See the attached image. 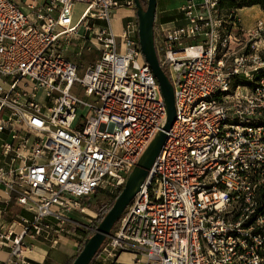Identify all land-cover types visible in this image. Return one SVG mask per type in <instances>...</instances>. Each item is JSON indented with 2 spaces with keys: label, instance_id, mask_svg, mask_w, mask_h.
<instances>
[{
  "label": "built area",
  "instance_id": "obj_1",
  "mask_svg": "<svg viewBox=\"0 0 264 264\" xmlns=\"http://www.w3.org/2000/svg\"><path fill=\"white\" fill-rule=\"evenodd\" d=\"M177 1L155 25L176 122L91 264H264V17L245 28L241 9ZM115 10L132 13L119 34ZM166 123L134 0H0V205L27 212L0 222V264L89 230L92 199L120 193Z\"/></svg>",
  "mask_w": 264,
  "mask_h": 264
},
{
  "label": "water",
  "instance_id": "obj_2",
  "mask_svg": "<svg viewBox=\"0 0 264 264\" xmlns=\"http://www.w3.org/2000/svg\"><path fill=\"white\" fill-rule=\"evenodd\" d=\"M136 15L139 23V40L142 53L157 79L167 110V123L148 147L136 167L129 175L121 194L116 199L114 206L99 224L95 233L88 238L83 250L73 264H91L105 240L110 236L112 229L121 218L122 214L140 191L149 170L152 168L167 135L176 122L174 87L159 63L155 47V22L158 0H148L147 9H144L140 0H134Z\"/></svg>",
  "mask_w": 264,
  "mask_h": 264
},
{
  "label": "rangeland",
  "instance_id": "obj_3",
  "mask_svg": "<svg viewBox=\"0 0 264 264\" xmlns=\"http://www.w3.org/2000/svg\"><path fill=\"white\" fill-rule=\"evenodd\" d=\"M200 1V0H199ZM181 6V2L177 1V0H161L160 3V11H174V10H178V8ZM86 6L83 4H79L76 6L75 11H74V22L75 23H79L83 12L85 11ZM129 10H115L113 12V16H112V24L114 27V31L116 34L121 33L122 31V25L124 23V19L129 15ZM240 17L241 20L243 22V25L245 28H250L251 26H253L255 24V22L260 19L261 17H263L262 15H260V9L258 6H254V7H249V8H244L241 10L240 12ZM137 18V15H136ZM138 19V18H137ZM81 54V57H75V59H73L74 61H76L77 63H79L81 66H83L84 68H87L89 66V64L93 63L96 60L97 53L94 50H85L84 55ZM88 100V99H86ZM124 188V187H123ZM113 197H110V195H105V194H100L97 197H95L94 199H92V206H91V212L95 215L97 214L94 210L93 207H98L100 205H107L110 203V201L112 200ZM79 219H83V217H78ZM96 219H93V222L90 224L89 226V230L87 231H94L93 228H91V226L93 225L94 221ZM86 231V230H85ZM73 240L75 242L76 247L79 246V242L80 240L76 237H73ZM60 247V246H59ZM75 247V246H74ZM65 249V246H61L60 248H58L57 250H53L51 253L53 256L59 255L61 254V252L63 253ZM71 253L68 254L64 259H62V261L60 262H55V263H50V264H68V261L77 253V249L74 251H72L70 249Z\"/></svg>",
  "mask_w": 264,
  "mask_h": 264
},
{
  "label": "crops",
  "instance_id": "obj_4",
  "mask_svg": "<svg viewBox=\"0 0 264 264\" xmlns=\"http://www.w3.org/2000/svg\"><path fill=\"white\" fill-rule=\"evenodd\" d=\"M16 1L19 3L20 6H22L23 8H26V6L29 3H32L34 0H16ZM45 1L46 0H37V2L40 4H43ZM195 1H199V0H195ZM180 2L182 5L183 1H180ZM164 11H161V12H164ZM175 11H177L178 17H180L179 11L178 10H175ZM240 12H241V10H240ZM240 12H239V15H240ZM128 13H129L128 16H131V14H132L131 11H129ZM260 15H262L264 17V12L261 9H260ZM124 22H125V20H124ZM0 197H2L4 199L6 198L5 192L1 189H0ZM20 215H27V212L24 211L22 209V207L18 206L15 202H11V203L5 204V205H0V222L1 221H11V220L17 219L18 216H20ZM19 229H20V227H18V230ZM73 237L74 236L68 235L66 238L63 239L61 245H59V246L61 247L63 245V246H65V249H64V252L63 253L61 252V254H59V255L53 256L51 253L53 250H57L58 248H60L59 246L57 248L52 249L49 246V244H47L46 242H44L42 240H39V241L34 243V247H33L32 251L26 252V256L38 264H50V263L60 262L68 254L71 253L70 249L72 251L73 250L75 251L76 249H78V247H76V245H75ZM8 257H9L8 249L2 248L0 246V262L6 261L8 259ZM133 260H134L133 255L124 254L120 257L117 264H132Z\"/></svg>",
  "mask_w": 264,
  "mask_h": 264
},
{
  "label": "trees",
  "instance_id": "obj_5",
  "mask_svg": "<svg viewBox=\"0 0 264 264\" xmlns=\"http://www.w3.org/2000/svg\"><path fill=\"white\" fill-rule=\"evenodd\" d=\"M218 1H219V6L222 9H227V10L241 9L242 10L244 8L258 6L262 11H264V0H243L242 2H237L235 0H218ZM140 2H141V5L143 6V8L147 9L148 0H140ZM160 3H161V0H158V8H157L155 25H157V24H168V23L174 22L178 18L177 11L174 10V11H169V12L168 11L161 12L160 11ZM164 72L166 73V75L170 79L168 71L166 69H164ZM122 190H123V188H122ZM122 190L120 191V193L117 196L112 198V200L110 201L109 204L100 205L98 207H93V210L97 213V218L94 221L93 225L91 226V228H93L94 231L91 232V231H85L82 229L77 230L76 238H78L80 240L79 246H78L76 255H74L68 261V264H73L75 259L78 257V255L83 250L85 241L95 233L99 224L102 222L104 217L109 213V211L114 206V203H115L116 199L118 198V196L121 194ZM91 206H92V204H90V207ZM118 223H119V221L116 223V225L112 229L111 234L117 228ZM92 262H93V260H92ZM34 264H38V263H34Z\"/></svg>",
  "mask_w": 264,
  "mask_h": 264
}]
</instances>
